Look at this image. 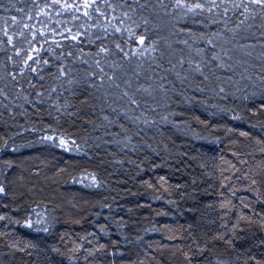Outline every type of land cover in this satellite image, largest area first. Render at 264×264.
I'll return each mask as SVG.
<instances>
[{
  "label": "trees",
  "instance_id": "obj_1",
  "mask_svg": "<svg viewBox=\"0 0 264 264\" xmlns=\"http://www.w3.org/2000/svg\"><path fill=\"white\" fill-rule=\"evenodd\" d=\"M176 3L0 0V264H264V6Z\"/></svg>",
  "mask_w": 264,
  "mask_h": 264
},
{
  "label": "snow or ice",
  "instance_id": "obj_2",
  "mask_svg": "<svg viewBox=\"0 0 264 264\" xmlns=\"http://www.w3.org/2000/svg\"><path fill=\"white\" fill-rule=\"evenodd\" d=\"M205 2H209V0H205ZM210 2L212 3L213 7H219L218 5L215 4V0H210ZM222 2H223V0H222ZM250 2L264 6V0H250ZM176 7H178V8L187 7L188 11H193L194 9H203L204 4L203 3H196L195 5L189 6V5H185V4L181 3V0H177ZM234 7H244L245 10L247 11L248 5L242 3V4H236V5H234ZM211 10L212 9L210 8L209 11H211ZM73 39H75V37H73ZM29 58L31 59V57H29ZM49 139H51V138H49ZM2 191H3V189L0 188V192H2ZM0 219H3V217H0ZM37 222H39V221H37ZM26 226L32 227V222L31 221L27 222Z\"/></svg>",
  "mask_w": 264,
  "mask_h": 264
},
{
  "label": "rangeland",
  "instance_id": "obj_3",
  "mask_svg": "<svg viewBox=\"0 0 264 264\" xmlns=\"http://www.w3.org/2000/svg\"><path fill=\"white\" fill-rule=\"evenodd\" d=\"M58 140H59L60 144L63 145L64 147H67L69 145L68 142L66 140H64L63 138H60Z\"/></svg>",
  "mask_w": 264,
  "mask_h": 264
}]
</instances>
